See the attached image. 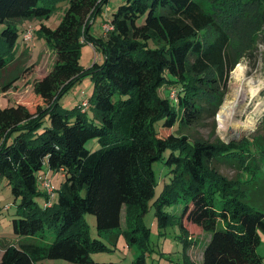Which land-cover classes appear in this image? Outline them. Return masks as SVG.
Instances as JSON below:
<instances>
[{
  "label": "trees",
  "instance_id": "16d2710c",
  "mask_svg": "<svg viewBox=\"0 0 264 264\" xmlns=\"http://www.w3.org/2000/svg\"><path fill=\"white\" fill-rule=\"evenodd\" d=\"M55 1L0 0V71L20 57L19 22L48 18ZM110 1L66 0L56 27L41 23L39 34L55 59L33 83L39 101L0 106V176L19 200L12 232L20 238L2 246L0 264L91 262V252L107 246L89 237L84 213L94 214L99 234L117 229L112 237L122 233L136 244L147 231L142 224L140 233L132 211L145 213L150 205L159 226L177 216L186 241L193 229L210 233L201 264H264L257 252L264 208L256 205L264 204L263 144L248 137L215 142L189 131L207 113L214 118L222 103L234 66L228 29L242 13L240 0H218L211 12L199 0H118L105 21L109 27L93 35V21ZM208 26L214 36L204 40L200 32ZM85 42L101 54L86 69L79 64ZM210 69L215 75L204 76ZM87 76L92 96L61 109V97ZM162 86L166 96L158 94ZM93 137L100 147L90 151L85 143ZM161 159L168 177L159 185L153 164ZM44 167L63 176L51 198L37 183ZM179 202L178 215L166 210ZM47 228L54 232L49 242L42 240ZM144 261L141 251L130 264ZM184 264L195 263L186 258Z\"/></svg>",
  "mask_w": 264,
  "mask_h": 264
},
{
  "label": "rangeland",
  "instance_id": "374dc122",
  "mask_svg": "<svg viewBox=\"0 0 264 264\" xmlns=\"http://www.w3.org/2000/svg\"><path fill=\"white\" fill-rule=\"evenodd\" d=\"M118 0H111L109 5L105 6L103 13L98 14L90 28V33L96 36H102V25L110 17V11L114 8ZM203 8L211 12L216 8L218 0H199ZM220 1V0H219ZM239 5L242 6V13L237 16L234 24L228 29L229 43L227 47L230 62L234 65L229 72L226 91L222 97V103L217 109L214 118L211 113H207L202 123L189 129L193 137L209 138L216 142L217 138L223 141L242 140L244 138H254L263 144L264 147V2L257 3L253 0H240ZM54 9L48 18L43 19H24L19 22V36L17 38L16 56H20L7 68L0 71V106H7L17 102H28L34 107L39 99L32 94L33 83L41 78L52 66L54 62V54L47 46L46 40L39 34L41 23L46 24L50 28L56 27L61 19L63 9L66 6V0H56L53 2ZM221 8H217L220 10ZM29 33L30 38H25V34ZM200 36L204 40L214 36V30L210 26L200 32ZM26 57V60L23 57ZM101 54L93 49L89 42H85L80 47L79 64L82 68H89L94 60H99ZM242 64L246 69V77L253 78L255 92H248L244 88L242 95L244 100L240 104L237 113L231 115L229 122L225 125L221 124V118L225 115L220 112L226 99H231L229 93L233 89V72L237 65ZM18 66H22L23 70L15 78H12L13 72ZM204 76H214V70L210 69L203 73ZM261 82L260 85L257 83ZM167 87L162 86L158 89L161 96L167 95ZM252 89V90H254ZM93 80L87 76L76 81L70 89L61 97L59 107L63 110H70L77 105L78 102L86 101L92 96ZM89 118L93 117L92 105L87 109ZM221 122V123H220ZM86 148L94 151L100 147L96 137L90 138L85 143ZM153 169L158 176V183L161 185L168 176V169L164 164V159L154 162ZM220 169L226 175H232L231 169L224 164L220 165ZM47 171L48 177L55 190L60 186L63 179L60 171L49 170L44 167L38 172V187L41 192L44 188L41 183L40 176ZM156 194L161 190V186H157ZM56 198V197H55ZM39 204L44 203L42 196L37 197ZM19 200L15 199L11 193L10 185L6 179L0 176V236L13 237L12 219L17 217V204ZM259 209L264 208V204L256 202ZM259 205V206H258ZM183 207L181 202L173 203L166 207L170 214L178 215ZM133 208V207H132ZM135 208V207H134ZM134 218L137 219V225H144L145 237L136 244L130 241V238L122 233L111 236L112 231H103L98 233L96 230V220L92 213H84L83 220L86 225L90 238H97L103 242L107 249L95 250L90 254L91 262L74 263L61 258L44 259L42 264H130L135 258L144 252V264H184L186 258L192 260L195 264H200L202 260V252L210 233L193 229L192 239L184 235L179 227L176 217L167 225L159 226L154 206L150 205L145 213H141L138 208L134 209ZM127 224L125 213L121 215V228ZM135 226V225H133ZM143 227L138 229L142 234ZM133 234V233H132ZM131 234V235H132ZM194 234V236H193ZM140 234H136L139 237ZM54 232L50 228L45 230L43 241L52 240ZM133 236V235H132ZM12 243H18V240H11ZM257 252L263 256L264 261V232H260V242L257 246Z\"/></svg>",
  "mask_w": 264,
  "mask_h": 264
},
{
  "label": "bare ground",
  "instance_id": "6f19581e",
  "mask_svg": "<svg viewBox=\"0 0 264 264\" xmlns=\"http://www.w3.org/2000/svg\"><path fill=\"white\" fill-rule=\"evenodd\" d=\"M245 68L242 64L237 65L236 69L233 72V89L229 93V97L231 99H226V101L223 103L222 109L220 112L224 113L225 115L221 118V124H226L229 122V118L231 115L237 113L240 109V104L244 100V96L242 95V91H244L245 87H248V92H255V86L253 85V78L246 77ZM260 81L257 83L260 85ZM254 89V90H252Z\"/></svg>",
  "mask_w": 264,
  "mask_h": 264
},
{
  "label": "built area",
  "instance_id": "2783aa9c",
  "mask_svg": "<svg viewBox=\"0 0 264 264\" xmlns=\"http://www.w3.org/2000/svg\"><path fill=\"white\" fill-rule=\"evenodd\" d=\"M108 27H109V25H108V21L105 22V23L102 25L103 30L107 29ZM30 36H31V35H30L29 33L25 34V38H30ZM170 97H171V98L174 97L173 92L170 94ZM84 103H85V102H83V104H84ZM41 183H42V186H43V188H44V191L50 196V198L53 197V196H54V188H53V186H52V184H51V179L48 177V175H45V176L42 178ZM50 203H51V201L48 202V204H50Z\"/></svg>",
  "mask_w": 264,
  "mask_h": 264
},
{
  "label": "crops",
  "instance_id": "0c3cea01",
  "mask_svg": "<svg viewBox=\"0 0 264 264\" xmlns=\"http://www.w3.org/2000/svg\"><path fill=\"white\" fill-rule=\"evenodd\" d=\"M93 49L95 50V48L93 47ZM96 51V50H95ZM45 175H48V173H47V171H45L44 173H42L41 174V176H40V179L42 180V178L45 176ZM20 240V238L19 237H16L15 235L13 236V237H9V236H5V237H1L0 236V258H1V255H2V252H3V250H2V246L4 245V244H7V243H12V242H10L11 240ZM209 239V238H208ZM200 264H201V261H200Z\"/></svg>",
  "mask_w": 264,
  "mask_h": 264
}]
</instances>
